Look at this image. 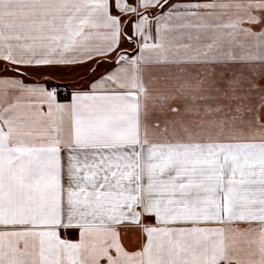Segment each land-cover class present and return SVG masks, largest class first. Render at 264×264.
Here are the masks:
<instances>
[{"label": "snow or ice", "instance_id": "snow-or-ice-1", "mask_svg": "<svg viewBox=\"0 0 264 264\" xmlns=\"http://www.w3.org/2000/svg\"><path fill=\"white\" fill-rule=\"evenodd\" d=\"M0 264H264V0H0Z\"/></svg>", "mask_w": 264, "mask_h": 264}]
</instances>
